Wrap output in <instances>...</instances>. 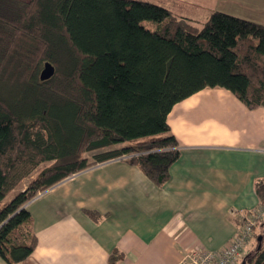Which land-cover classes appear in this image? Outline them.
<instances>
[{"label":"trees","instance_id":"1","mask_svg":"<svg viewBox=\"0 0 264 264\" xmlns=\"http://www.w3.org/2000/svg\"><path fill=\"white\" fill-rule=\"evenodd\" d=\"M45 62L54 72L42 80ZM214 87L264 106V24L213 11L198 27L143 0H0V202L54 160L0 206V259L36 246L26 204L88 167L123 158L166 182L179 156L169 112ZM254 190L264 204V179ZM258 246L239 264H264V238Z\"/></svg>","mask_w":264,"mask_h":264},{"label":"crops","instance_id":"2","mask_svg":"<svg viewBox=\"0 0 264 264\" xmlns=\"http://www.w3.org/2000/svg\"><path fill=\"white\" fill-rule=\"evenodd\" d=\"M253 2L264 16V0ZM167 122L179 156L166 182L156 185L123 158L62 180L26 204L36 246L15 264H109L114 251V264H173L187 250L231 240L264 179V106L204 88L176 103ZM261 231L264 220L244 254Z\"/></svg>","mask_w":264,"mask_h":264},{"label":"rangeland","instance_id":"3","mask_svg":"<svg viewBox=\"0 0 264 264\" xmlns=\"http://www.w3.org/2000/svg\"><path fill=\"white\" fill-rule=\"evenodd\" d=\"M151 3L163 5L170 9L172 12L179 16H184L188 21L196 26H201L213 11H221L241 18L257 21H264V16H258L261 10L254 5L253 0H143ZM144 24L152 27L153 23L145 21ZM146 140V138L140 139L139 141ZM135 142H125L118 146H125L127 144H134ZM103 151V150H102ZM101 150L84 152L82 155L87 158L88 161L93 159V155ZM54 163V160L42 162L36 166L25 178H23L0 202V206L7 203L14 195L19 191L25 189L28 183L42 170ZM261 236L264 237V231H261ZM258 235H255V238ZM258 242L255 239L253 242L252 249H255Z\"/></svg>","mask_w":264,"mask_h":264},{"label":"built area","instance_id":"4","mask_svg":"<svg viewBox=\"0 0 264 264\" xmlns=\"http://www.w3.org/2000/svg\"><path fill=\"white\" fill-rule=\"evenodd\" d=\"M264 220V204L255 205L243 216L237 234L218 249L194 248L187 250L173 264H239L245 253L255 227Z\"/></svg>","mask_w":264,"mask_h":264},{"label":"water","instance_id":"5","mask_svg":"<svg viewBox=\"0 0 264 264\" xmlns=\"http://www.w3.org/2000/svg\"><path fill=\"white\" fill-rule=\"evenodd\" d=\"M54 72V67L49 63V62H45L43 65V68L40 72V78L43 79H47L48 77H50ZM262 238V236H258V240L260 241ZM259 247V246H258Z\"/></svg>","mask_w":264,"mask_h":264}]
</instances>
